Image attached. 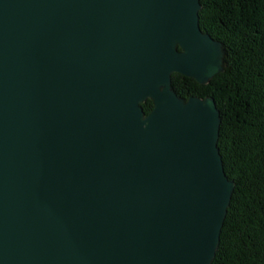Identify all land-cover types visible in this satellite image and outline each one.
Here are the masks:
<instances>
[{
	"label": "water",
	"instance_id": "obj_1",
	"mask_svg": "<svg viewBox=\"0 0 264 264\" xmlns=\"http://www.w3.org/2000/svg\"><path fill=\"white\" fill-rule=\"evenodd\" d=\"M201 0H0V264H211L235 181ZM151 98L146 114L142 102Z\"/></svg>",
	"mask_w": 264,
	"mask_h": 264
},
{
	"label": "trees",
	"instance_id": "obj_2",
	"mask_svg": "<svg viewBox=\"0 0 264 264\" xmlns=\"http://www.w3.org/2000/svg\"><path fill=\"white\" fill-rule=\"evenodd\" d=\"M199 22L224 45V69L200 83L174 72L179 96H213L221 113L218 146L235 181L211 264H264V0H201ZM145 113L154 107L142 102Z\"/></svg>",
	"mask_w": 264,
	"mask_h": 264
}]
</instances>
